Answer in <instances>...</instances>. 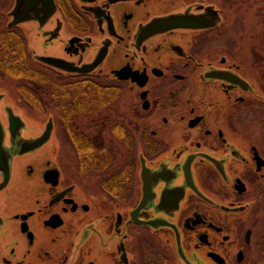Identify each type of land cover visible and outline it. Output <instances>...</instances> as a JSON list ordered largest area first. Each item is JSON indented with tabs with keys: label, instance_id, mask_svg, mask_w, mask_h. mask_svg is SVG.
I'll return each instance as SVG.
<instances>
[{
	"label": "flooded vegetation",
	"instance_id": "1",
	"mask_svg": "<svg viewBox=\"0 0 264 264\" xmlns=\"http://www.w3.org/2000/svg\"><path fill=\"white\" fill-rule=\"evenodd\" d=\"M230 1L23 0L9 26L0 0V41L77 86L54 83L62 144L0 91V264H264V63L234 61ZM123 92L130 123L107 142L77 125Z\"/></svg>",
	"mask_w": 264,
	"mask_h": 264
},
{
	"label": "rangeland",
	"instance_id": "2",
	"mask_svg": "<svg viewBox=\"0 0 264 264\" xmlns=\"http://www.w3.org/2000/svg\"><path fill=\"white\" fill-rule=\"evenodd\" d=\"M218 2L221 3V0H218ZM230 2L231 5H229L230 3L223 5L226 21L222 32L226 33L225 40L229 42L228 46L233 49L234 61L236 62V59H239L248 65V71L250 77H252L255 74L254 69H256L254 63H264V0H231ZM41 71L48 76V81H50V83H45L44 85L41 83L37 89L41 107H33L30 105L25 99V96L22 95L23 93L18 90V82L7 76L0 80V91L7 93L9 97L8 102H14L30 119L31 124H34V122L41 125L45 124L50 115L54 116L58 143H66L68 142V137L65 128L54 110V104L59 106L61 104L58 100L59 98H54L53 90L54 83L65 85L70 80L46 70ZM63 99L60 98V100ZM132 101V95L130 96L129 93L123 92L119 101L113 104L108 110L96 114L78 115L76 123L88 134L92 132L101 134L103 132L101 137L105 138V142H107L109 132L106 128L110 126L109 122L124 120L126 124L130 123L127 113L129 112V106ZM104 127L106 130L102 129ZM118 149L122 151L117 150L118 157H120L115 162L116 168H120L128 157L126 147L121 146Z\"/></svg>",
	"mask_w": 264,
	"mask_h": 264
},
{
	"label": "trees",
	"instance_id": "3",
	"mask_svg": "<svg viewBox=\"0 0 264 264\" xmlns=\"http://www.w3.org/2000/svg\"><path fill=\"white\" fill-rule=\"evenodd\" d=\"M9 42L10 44L6 45L7 42L0 41V75L18 82V90L23 93L21 94L25 96L27 102L33 107H41L36 85L41 82L44 85L49 78L31 67L29 57L23 48H20L16 34L9 37ZM76 87L75 84L59 86L61 98L69 96L68 88ZM55 93L56 90L53 94L55 95Z\"/></svg>",
	"mask_w": 264,
	"mask_h": 264
},
{
	"label": "water",
	"instance_id": "4",
	"mask_svg": "<svg viewBox=\"0 0 264 264\" xmlns=\"http://www.w3.org/2000/svg\"><path fill=\"white\" fill-rule=\"evenodd\" d=\"M22 6H23V0H16L15 7L11 11V16L13 17V21L9 23V26H15V25H18L20 22L28 20V19L23 18L25 16L20 11ZM40 60L49 66L55 67L57 69L63 70L68 73H88L92 71V69L95 67V66L93 67L87 66L83 68H77L73 66L72 64L66 63L63 60L55 59V58H40ZM51 131H52V122L51 120H49L45 126L43 133L41 134L39 138H36L32 141H27V144H29V147L25 151L35 149L43 145L45 142H47L50 138Z\"/></svg>",
	"mask_w": 264,
	"mask_h": 264
}]
</instances>
